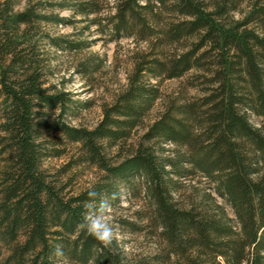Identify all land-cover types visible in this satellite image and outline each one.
<instances>
[{
    "label": "trees",
    "instance_id": "trees-1",
    "mask_svg": "<svg viewBox=\"0 0 264 264\" xmlns=\"http://www.w3.org/2000/svg\"><path fill=\"white\" fill-rule=\"evenodd\" d=\"M242 2L0 0L3 264H264V0L243 12ZM97 39L135 46L125 85L89 129L75 123L90 102L55 80L61 71L48 47L91 78L105 60L81 55ZM172 80L184 81L183 93L162 92ZM56 141L77 146L70 169L44 167L66 152ZM81 167L98 178L71 191L65 176ZM105 200L114 211L135 209L115 223L148 232L152 252L87 234L86 211Z\"/></svg>",
    "mask_w": 264,
    "mask_h": 264
},
{
    "label": "rangeland",
    "instance_id": "rangeland-1",
    "mask_svg": "<svg viewBox=\"0 0 264 264\" xmlns=\"http://www.w3.org/2000/svg\"><path fill=\"white\" fill-rule=\"evenodd\" d=\"M250 0H244L239 6V11H244ZM25 2H22L18 7L19 10L24 9ZM63 16L70 17L72 13L70 11H63ZM240 17L239 14L236 15V19ZM82 25H78L80 28ZM47 31L50 33H60L69 34L73 32V29L68 27H58L53 28L51 25L47 26ZM95 36V34H94ZM89 36L86 34L88 40H93L96 36ZM92 47L82 53V57H87L88 55H98L100 59L105 60L103 68L95 76L91 78H86L78 74L73 70V56L61 55L59 62H56V57L53 56L54 51L48 47L50 50V57L52 61V66H59L61 71L56 81L62 83V87L73 94L74 98L81 103L90 102L88 108H81L80 119L75 124L77 126L93 128L102 118V105L112 100L115 93L119 92L126 83V69L129 65V53L133 50L135 44L133 40H124L120 43H108L104 40H95L92 43ZM55 55V54H54ZM58 59V58H57ZM183 80H172L165 81L162 84V92L165 95H174L182 92L184 88ZM183 93V92H182ZM190 95H195V91L191 88L188 90ZM161 104H158L155 110L152 112V116L155 117L161 111ZM51 139H58L59 136L55 132L50 135ZM58 150L64 151L65 154L61 157H48L44 161V167L50 171H56L60 169H70L67 164L72 159L77 157V146L68 145L66 148V143L63 141H56L53 145ZM73 169V168H72ZM69 172L65 179L71 178V191L79 192L87 187H89L97 178L98 172L94 168L81 167L74 168ZM82 169V170H78ZM123 207H130L128 203L124 202ZM135 209H131L129 212H120L118 210L114 211L111 209V220L116 233V239L122 242L128 253H132L134 250L140 249L145 252H152L155 248V243L153 238L148 235V232L139 233L137 235H130L127 231L120 229L115 220L123 216H133ZM0 264L2 259L0 258Z\"/></svg>",
    "mask_w": 264,
    "mask_h": 264
},
{
    "label": "clouds",
    "instance_id": "clouds-1",
    "mask_svg": "<svg viewBox=\"0 0 264 264\" xmlns=\"http://www.w3.org/2000/svg\"><path fill=\"white\" fill-rule=\"evenodd\" d=\"M89 197L93 198L90 203L94 202L97 193L89 191ZM115 198V195L112 197ZM112 204L109 201H101L99 206L94 211H86L84 221L81 225L88 235L92 236L105 247L110 246L116 238V233L111 220ZM55 255L63 256L61 246H57Z\"/></svg>",
    "mask_w": 264,
    "mask_h": 264
}]
</instances>
